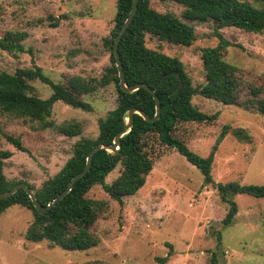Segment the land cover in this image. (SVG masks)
<instances>
[{
	"label": "rangeland",
	"instance_id": "1",
	"mask_svg": "<svg viewBox=\"0 0 264 264\" xmlns=\"http://www.w3.org/2000/svg\"><path fill=\"white\" fill-rule=\"evenodd\" d=\"M150 7L182 20L184 7L180 4L152 0ZM115 11L116 0H0V38L7 32L26 34L22 41L24 52L0 50V71L13 73L19 68H31L34 63L53 82L63 85L71 76L99 79L110 65L106 40L114 27ZM56 19L58 24L53 26ZM186 23L196 36L191 46L159 41L149 34L145 45L182 61L192 84L199 86L204 82L200 49L217 45L212 36L215 23ZM218 31L240 46L223 52V59L237 68L240 82L264 90V31L250 33L233 27ZM31 85L37 97L50 96L47 85L38 80ZM82 99L91 104V112L57 101L46 119L54 126L79 122L82 132L71 138L31 116L0 111V126L6 133L20 137L27 149L18 151L0 137V151L12 153L3 166L8 181L25 182L38 189L61 170L79 140L97 137L98 120L116 105L115 87H98L94 94ZM191 103L203 113H219L212 124L177 126L174 135L197 155H208L224 124L243 128L250 137L249 142H241L232 134L223 139L212 163L213 180L264 186V116L200 96H194ZM153 158L144 186L125 198L124 207L120 208L101 186H94L86 194L89 199L107 203V210L92 227L99 243L90 249L64 250L47 242L26 240L31 212L20 206L9 207L0 214V264H211L214 254L217 264H264V197L235 195L237 216L223 225L228 206L212 187L203 185L198 168L179 153L165 152V147L157 144ZM118 173L119 166L105 182L111 183ZM167 255L165 263L158 260Z\"/></svg>",
	"mask_w": 264,
	"mask_h": 264
},
{
	"label": "trees",
	"instance_id": "2",
	"mask_svg": "<svg viewBox=\"0 0 264 264\" xmlns=\"http://www.w3.org/2000/svg\"><path fill=\"white\" fill-rule=\"evenodd\" d=\"M152 0H138L136 14L120 39L118 51L122 71L127 87L144 84L154 90L160 103V117L153 122L145 121L138 114H133V124L128 133L123 135L118 153L104 149L98 150L92 157L89 171L76 181L67 195L40 215L35 210L30 198L23 189L13 195L0 199V214L11 206H20L29 210L32 221L24 238L33 243L47 242L64 250H87L99 243V238L92 231L98 216L107 210V203L93 200L86 194L94 186H101L104 192L120 208L124 207L126 197L133 196L145 184L146 177L153 168L155 144L165 147L166 151H175L190 164L198 168L203 176V185L212 187L219 200L228 208L222 220L223 225L230 224L238 213L233 201L235 195L244 194L253 198L264 197V186L241 185L238 182L216 183L212 178V163L218 146L223 139L232 134L241 142H249L250 137L243 128L222 125L207 156L201 157L191 151L185 142L174 135L179 124H212L218 120L219 113L206 114L197 110L191 103L194 96L214 100L227 106H236L264 116V90L259 86L245 85L236 76L237 68L223 59V52L237 46L225 39L218 31L233 27L245 32L261 33L264 31V0H158L171 1L184 7L182 20L172 13H159L150 7ZM132 0H116L114 27L110 39L106 40L110 65L105 68L99 79H86L80 76L65 78L66 84L53 82L42 69L33 63L31 68H19L13 73L0 71V111L16 115L31 116L45 126L54 127L58 132L75 137L81 134L79 122L70 121L54 126L46 121L57 101L74 109L91 112L92 106L82 97L96 92L98 87L113 84L116 91V105L104 118L98 120V135L95 139L82 138L73 150L72 156L61 170L44 181L38 189L27 184L34 192L39 205L45 206L61 193L70 179L81 172L87 155L98 145H112L115 135L126 124V115L130 109H139L148 117L155 114L152 95L145 89L127 93L119 86L118 72L113 56V40L126 20ZM215 23L212 36L217 39L214 47L200 49L204 82L194 86L188 77L182 61L149 49L145 45L147 34L159 41L189 47L196 36L192 26L186 22ZM186 21V22H184ZM58 19L53 26H57ZM25 33L7 32L0 38V50L24 52L22 41ZM30 51V50H29ZM172 73V74H170ZM167 75L161 85V77ZM47 85L51 94L41 99L34 94L33 81ZM180 90L171 95L179 85ZM245 89L244 91H242ZM0 137L21 152H27L20 137L6 133L0 126ZM12 156L10 151H0V193L12 188L15 182L6 179L3 173L5 160ZM119 166L118 176L111 183L106 177ZM18 183V182H17ZM220 243V233H216ZM167 257L158 259L165 263ZM78 264V263H71ZM81 264H100L97 261ZM211 264H217L216 255Z\"/></svg>",
	"mask_w": 264,
	"mask_h": 264
},
{
	"label": "water",
	"instance_id": "3",
	"mask_svg": "<svg viewBox=\"0 0 264 264\" xmlns=\"http://www.w3.org/2000/svg\"><path fill=\"white\" fill-rule=\"evenodd\" d=\"M137 3H138V0H132L130 12H129L126 20L124 21L121 29L118 31L117 35L115 36V38L113 40L112 50H113V56H114V60H115V66H116V69L118 72V78H119L118 86H119V88L122 91L127 92V93H132V92L138 90L139 88H143V89L147 90L152 95L154 103H155V114H154V116L152 118H150L143 111H141L139 109H130L126 115V124L123 127V129L115 135L112 145H98L92 151H90L89 154L87 155L85 166H84L83 170L81 172L77 173L76 175H74L70 179V181L67 184V186L65 187V189L61 193H59L47 205L41 206L38 204L33 190L25 182H18L16 184H14L12 186V188L9 189L8 191L0 193V199H5V198L13 195L19 189H23L26 192V194L28 195V197L30 198L35 210L37 211V213L40 215L45 214V212L50 207H52L54 204L59 202L65 195H67L69 193V191L72 189V187L76 181L81 179L89 171V169L91 167L92 157L98 150L104 149V150L111 152V153H118V151L121 147L119 140L123 135H125L126 133H128L130 131L132 124H133V114H138L145 121H147L149 123L159 119V117H160V103H159L157 96L155 95L154 90H152L150 87H148L147 85H144V84H135V85H132L129 87H127L125 85V78H124V74L122 71L121 60H120V55H119V51H118V45H119L120 39L122 38V36L126 32L127 28L131 24L135 14H136ZM170 74H172V73H170ZM166 76L167 75H164L161 77L157 86L161 85V83L166 78ZM181 86H182V82L180 80L179 85L176 87V89L172 92L171 95H175L180 90Z\"/></svg>",
	"mask_w": 264,
	"mask_h": 264
}]
</instances>
